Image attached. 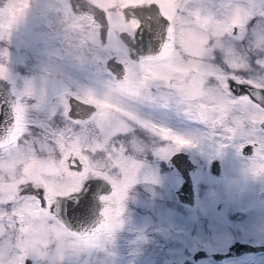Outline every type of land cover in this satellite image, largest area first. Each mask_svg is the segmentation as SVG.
<instances>
[{
    "label": "snow or ice",
    "instance_id": "1",
    "mask_svg": "<svg viewBox=\"0 0 264 264\" xmlns=\"http://www.w3.org/2000/svg\"><path fill=\"white\" fill-rule=\"evenodd\" d=\"M30 7L0 0V42ZM53 12L62 67L0 105V264H100L136 182L133 157L194 146L147 110L175 109L264 153V0H61ZM8 55L0 48L4 81ZM76 69H90V86L71 79ZM101 180L113 191L89 225Z\"/></svg>",
    "mask_w": 264,
    "mask_h": 264
},
{
    "label": "rangeland",
    "instance_id": "2",
    "mask_svg": "<svg viewBox=\"0 0 264 264\" xmlns=\"http://www.w3.org/2000/svg\"><path fill=\"white\" fill-rule=\"evenodd\" d=\"M6 2V0H4ZM31 7L13 29L7 47V66L16 89L32 81L37 90L45 86L53 68H61L65 41L63 27L53 12L61 0H30ZM90 69H76L69 75L81 86L89 84ZM67 79V76H62ZM145 116L191 139L185 146L196 162L193 173L194 203L179 201L175 187L180 175L169 166L168 155L149 148L133 158L140 164L136 182L122 202L121 224L105 248L97 253L100 264H264V252H248L216 260L211 256L193 258L197 247L224 249L234 238L264 241V162L257 149L250 156L240 151V138L221 139L189 120L175 109L147 110ZM37 120L44 112H33ZM146 144L159 143L146 135ZM212 156L220 160L221 172L208 170ZM219 203V206L217 204Z\"/></svg>",
    "mask_w": 264,
    "mask_h": 264
},
{
    "label": "water",
    "instance_id": "3",
    "mask_svg": "<svg viewBox=\"0 0 264 264\" xmlns=\"http://www.w3.org/2000/svg\"><path fill=\"white\" fill-rule=\"evenodd\" d=\"M7 81L0 80V105L10 104L13 99L12 88L7 85ZM2 131V129H0ZM244 153H248V147L244 148ZM168 161L171 166L179 173L180 181L174 191L179 201L187 203L191 206L194 203V187L193 173L196 162L191 158L186 150H173L168 155ZM208 170L213 174H220L219 158L212 156L208 162ZM101 187L98 189L97 196L94 200L93 208L87 220L89 225L97 222L101 216L103 204L99 197L101 193L112 192L111 185L103 180L100 181ZM264 251V241L252 242L245 239L234 238L227 243L224 249L206 250L203 247H197L192 250L193 258H201L211 256L216 260H220L229 256H239L248 252ZM167 264H178L175 260H170Z\"/></svg>",
    "mask_w": 264,
    "mask_h": 264
},
{
    "label": "flooded vegetation",
    "instance_id": "4",
    "mask_svg": "<svg viewBox=\"0 0 264 264\" xmlns=\"http://www.w3.org/2000/svg\"><path fill=\"white\" fill-rule=\"evenodd\" d=\"M7 82H8L7 85L13 89V87H14V82L12 81V79H9ZM248 149H249V152H248V153H244V152H242L241 150H240V151H241L243 154H245V156H250V155L253 154V152H254V148H253L252 146H249ZM169 166H170L173 170H175L174 167L171 166L170 164H169ZM219 166H220V171H221L220 160H219ZM175 171H176V170H175ZM176 172H177V171H176ZM177 173H178V172H177ZM178 174H179V173H178ZM110 185H111V184H110ZM111 190L113 191L112 186H111ZM110 193H111V192L101 193L100 196L108 195V194H110ZM194 197H195V196H194ZM194 199H195V198H194ZM100 201H101V200H100ZM101 202H102V201H101ZM183 203H185V202H183ZM102 204H103V202H102ZM217 206H219V203L217 204ZM103 207H104V205H103ZM245 240H246V239H245ZM256 252H257V251H256ZM259 252H264V251H259Z\"/></svg>",
    "mask_w": 264,
    "mask_h": 264
}]
</instances>
